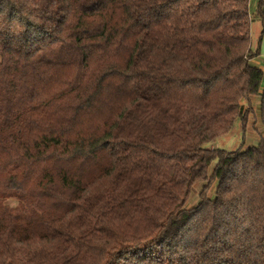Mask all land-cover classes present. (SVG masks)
I'll use <instances>...</instances> for the list:
<instances>
[{"label": "trees", "instance_id": "1", "mask_svg": "<svg viewBox=\"0 0 264 264\" xmlns=\"http://www.w3.org/2000/svg\"><path fill=\"white\" fill-rule=\"evenodd\" d=\"M258 16L261 42L264 0H0V264H264V139L211 147L254 96L264 126Z\"/></svg>", "mask_w": 264, "mask_h": 264}, {"label": "rangeland", "instance_id": "2", "mask_svg": "<svg viewBox=\"0 0 264 264\" xmlns=\"http://www.w3.org/2000/svg\"><path fill=\"white\" fill-rule=\"evenodd\" d=\"M257 5L258 0H253V12H255ZM262 28V20L259 18V16L255 17L252 24L253 47L256 48L260 46V62L264 65V37L261 42L259 41ZM262 90H264V80L261 86V91ZM260 104V97L254 96L252 98L253 112L248 115L246 121L243 122L239 120L231 133L212 143L211 147L223 148L231 151L236 149H247L252 146L258 145L259 142L264 139V126L261 123ZM214 164L213 166H211L212 168L214 167ZM203 186V184L196 186L195 192L191 196L188 206L196 205L200 201L199 193L202 190ZM215 188L216 183L211 182L208 188V192L210 195H213ZM5 202L10 206H17L19 199L16 195H9L5 197Z\"/></svg>", "mask_w": 264, "mask_h": 264}, {"label": "crops", "instance_id": "3", "mask_svg": "<svg viewBox=\"0 0 264 264\" xmlns=\"http://www.w3.org/2000/svg\"><path fill=\"white\" fill-rule=\"evenodd\" d=\"M252 3H253V0H252ZM251 61L254 62L256 66L264 70V65L260 62V56L253 58Z\"/></svg>", "mask_w": 264, "mask_h": 264}]
</instances>
